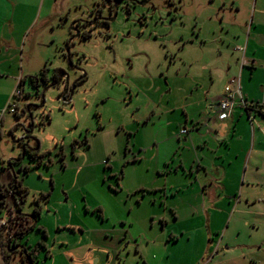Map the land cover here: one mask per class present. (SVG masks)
<instances>
[{"label":"rangeland","instance_id":"1","mask_svg":"<svg viewBox=\"0 0 264 264\" xmlns=\"http://www.w3.org/2000/svg\"><path fill=\"white\" fill-rule=\"evenodd\" d=\"M126 1L49 0L54 27L39 23L28 35L27 44L35 41L37 54L49 56L46 61L37 58L36 68L47 69L48 77L53 69L65 68L72 93L65 98V78L56 85L48 78L38 87L28 79L15 100L17 113L5 116L0 138L2 188L12 181L9 161L22 153L18 141L23 127L31 128L27 144H39L40 152L48 153L41 165L29 155L14 164L29 191L20 208L23 219L16 215L12 196H0V214L9 219L13 213L20 220L2 233L5 239H15L16 232L35 224L14 240L21 250L14 242L11 251L4 248L8 264H30L23 247L38 248L32 264H143L136 242L140 245L145 234L167 231L159 218L199 216L208 207L192 190L179 199L166 193L177 177L169 176L165 167L157 169L158 155L166 146L142 151L149 145V134L159 128L145 129L143 120L155 112V121L161 123L158 117L165 115L169 134L179 132L185 112L193 111L182 107L191 100L190 90L224 88L229 65L241 56L235 50L241 37L260 45L249 46L247 55L255 49L264 55V0ZM85 31L89 39L75 37ZM260 148L264 149L262 136L258 151L249 149L244 181L233 183V197L215 213L220 239L212 264H264ZM153 185L159 190L147 189ZM219 190L216 186L210 193L217 195ZM43 193L51 194L42 197ZM35 198H40L39 214L34 213ZM2 249L0 264H5Z\"/></svg>","mask_w":264,"mask_h":264},{"label":"crops","instance_id":"2","mask_svg":"<svg viewBox=\"0 0 264 264\" xmlns=\"http://www.w3.org/2000/svg\"><path fill=\"white\" fill-rule=\"evenodd\" d=\"M0 7L1 110L10 101L19 81L25 90L28 77L39 74L41 68L35 66L37 58L40 57L43 61L49 59L43 53L38 55L35 41L28 45L27 38L39 23L54 27V15L49 0H6ZM231 29L237 30V26ZM229 30L227 26L226 32ZM240 41L235 50L237 47L244 48V65L242 66L241 56H238L239 59L237 57L234 65H229L222 89L215 90L211 86L208 91H202L199 87L190 90L191 100L182 107H193V111L185 112V122L179 125V132L169 134L170 122L165 115L158 117L161 123L155 121V112L143 120L145 129L156 125L159 128L156 133L149 134V145L142 151L155 147L160 150L162 146H166L159 152L157 169L162 170L165 167L166 172L170 173L169 176L177 177L175 184H168L167 187L170 188L166 193L171 194L172 199H179L182 196L186 198L190 194L189 190H192L199 195L200 202H207L208 205L207 208L204 206V214L199 216L180 219L176 215L173 221L159 216L163 223L162 228L167 231L162 235L145 234L140 245L136 242L143 264H212L215 258L213 254L219 248L220 239L215 213L225 200L230 201L233 197V183L244 181L245 174L242 176V171L248 168L246 160L249 149L257 152L261 136L264 138V116L260 114H256L253 124L248 121L246 112L238 106L229 119L222 121L216 116L225 87L236 77L245 99H264V55L257 54L256 49L253 50L254 53L247 55L249 46L256 43L251 45L250 40L246 38L245 41L244 37ZM244 67L246 75L242 70ZM210 76L214 83L213 74ZM195 85H199V82ZM6 114L2 117L0 126L1 139ZM182 129L187 132L180 133ZM254 155L257 157V153ZM13 169L15 171L14 165ZM216 186L220 188L217 195L210 193ZM147 189L158 191L159 185ZM151 217L155 219V216ZM176 225H180L179 228Z\"/></svg>","mask_w":264,"mask_h":264},{"label":"trees","instance_id":"3","mask_svg":"<svg viewBox=\"0 0 264 264\" xmlns=\"http://www.w3.org/2000/svg\"><path fill=\"white\" fill-rule=\"evenodd\" d=\"M80 37L83 38V39H89L91 37V35L89 33H87V32H85V33L83 32V33H81ZM70 62H72L71 59H70ZM46 70L47 69H44L39 74L28 77L31 80V83L36 85V86H38L40 79L42 80L45 77H47V71ZM66 72H67V70L65 68H56V69H53L51 75L54 78V80H57V79L61 78V75L63 73H66ZM85 78H86L85 74L81 76V80H84ZM40 82H45L46 83V82H48V80L46 79V80H43V81H40ZM20 87L22 88V85H20ZM42 94H43V91L38 92V95H42ZM68 95L69 94H67L66 97ZM21 96L17 97V99L20 98ZM18 107L19 106L17 104V109H18ZM26 155H29V157L32 160H35L38 165H41L42 163H44V159L48 155V153H46V154L42 153V152H40V150H35V148H32L29 145V146H26V148H25V156ZM62 157H63V155H62ZM21 162H22V153L20 154L19 158L9 161L8 171H9V174H10V176L12 178V182L6 188L5 193L3 192V188H2V186L0 184V196L6 197V194H10L14 198L15 207H16V213H17L16 215L17 216H22V214H20V208H21V206L23 205V203L25 201V194H27L29 192L27 188L23 187L21 179L18 178V176L16 175V173H15V171L13 169V165L15 163H21ZM27 168L28 167H26V170H27ZM50 194L51 193H47V194L43 193V194H41V196L42 197H48ZM34 201L37 204L36 208L34 209V213L35 214H39L41 212L40 198H35ZM34 226H35V224H33L25 232H22L20 234V236L23 237L29 230L34 228ZM39 245L42 246L43 243H39ZM0 246L3 248L2 251H3V257H4L5 264H8L9 255L4 250V248H7L8 251H11L12 250V246H10V244H8V239L6 240L1 233H0ZM37 250H38L37 247H34L33 249H31L29 251L26 248L23 247L21 252H22L23 256H26L30 260V264H32V262H33V252H35Z\"/></svg>","mask_w":264,"mask_h":264},{"label":"built area","instance_id":"4","mask_svg":"<svg viewBox=\"0 0 264 264\" xmlns=\"http://www.w3.org/2000/svg\"><path fill=\"white\" fill-rule=\"evenodd\" d=\"M237 51L241 53V63L242 66L245 63V56H244V48L237 47ZM22 95V88L20 87V81L13 92L12 100L8 104L7 108L0 112V126L2 124V117L6 113H17V102L15 101L17 97ZM241 107L247 115V119L250 123H254L256 120V114H260L264 116V99L259 101H252L245 99L241 92V86L239 79H233L229 82V84L224 89V96L219 101L216 116L219 120H226L229 119L233 113L235 112L236 107ZM186 129H182L180 133H186ZM17 219L15 218L14 214L10 215V218H5V215L0 214V233L2 234L4 231L10 230L11 223L15 224ZM9 237V236H8ZM6 238V240L8 239Z\"/></svg>","mask_w":264,"mask_h":264},{"label":"water","instance_id":"5","mask_svg":"<svg viewBox=\"0 0 264 264\" xmlns=\"http://www.w3.org/2000/svg\"><path fill=\"white\" fill-rule=\"evenodd\" d=\"M112 20H114V17L111 18V19H109V21H112ZM80 35H81V33L80 32H77V34H76L75 37H79ZM68 58L71 59L69 55H68ZM64 78H65V86H67V88L65 89V92H67L68 91V88H69L68 87V74H67V72L66 73H63L61 75L60 81H62L61 79H64ZM58 82H59V80H58ZM70 92L72 93V91H70ZM31 122L33 123L32 117H31ZM21 127H23V126H21ZM23 129L25 131L24 136L22 138H20L19 141H18L21 145H23V147H22V159L25 156V148H26V146H29V144H27V141L30 140V139H32V136H30V134H31V128H24L23 127ZM37 142H38V140H37ZM35 150H39V144L37 145V147H35Z\"/></svg>","mask_w":264,"mask_h":264},{"label":"flooded vegetation","instance_id":"6","mask_svg":"<svg viewBox=\"0 0 264 264\" xmlns=\"http://www.w3.org/2000/svg\"><path fill=\"white\" fill-rule=\"evenodd\" d=\"M121 1H123V0H121ZM126 2H127V3H130L131 1L127 0ZM132 2H136V1H135V0H132ZM100 19H102V18L100 17L99 20H100ZM104 21H105V20H104ZM85 32H86V31H85ZM85 32H84V33H85ZM82 33H83V32H82ZM236 50H237V49H236ZM84 74H85V73H82V75H84ZM82 75H81V76H82ZM85 75H86V74H85ZM48 78L51 79V82H49V83H52L53 85L59 84V83L61 82V81H60V78L57 79V80H54V78L52 77V75H51L50 77L47 76V77H45V78L42 79V80L40 79V81L46 80V79H48ZM58 80H59V82H58ZM61 80H63V79H61ZM40 81H39V84H40ZM68 87H69V85H68ZM66 88H67V86H65V89H66ZM70 91H71V90H69V88H68V91L65 92V95H64L65 98H67V97H69V95H71V92H70ZM67 94H69V95L66 97ZM11 182H12V181H11ZM11 182H10V183H11ZM8 186H9V185H8ZM5 191H6V188H3V192H4V193H5ZM8 195H10V194H8ZM13 199H14V198H13ZM16 214H17V213H16ZM19 218H20V220L23 219L22 216H19ZM20 220L18 219L17 222L20 221ZM17 222H16V223H17ZM25 231H26V230H24V231L22 230V231L16 232V234L13 235V236L15 237V239H11V238H13V237L10 235L11 237H10V236L8 237V244H11L12 242H14V240H15V241H19V239L21 238L20 234H21L22 232H25ZM14 244H15V242H14ZM13 246H14V247H18L17 250H21V247H19V244H17V245L15 244V245H13Z\"/></svg>","mask_w":264,"mask_h":264},{"label":"snow or ice","instance_id":"7","mask_svg":"<svg viewBox=\"0 0 264 264\" xmlns=\"http://www.w3.org/2000/svg\"><path fill=\"white\" fill-rule=\"evenodd\" d=\"M5 2H6V0H0V5H2ZM0 15H2V7H0Z\"/></svg>","mask_w":264,"mask_h":264}]
</instances>
